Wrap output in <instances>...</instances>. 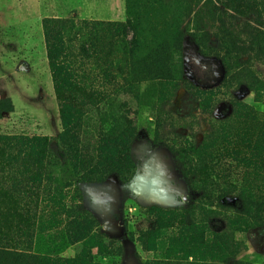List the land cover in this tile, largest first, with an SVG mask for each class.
Masks as SVG:
<instances>
[{
  "label": "rangeland",
  "instance_id": "1",
  "mask_svg": "<svg viewBox=\"0 0 264 264\" xmlns=\"http://www.w3.org/2000/svg\"><path fill=\"white\" fill-rule=\"evenodd\" d=\"M54 20L67 22L65 33ZM129 21L141 52L119 71L138 85L136 98L119 73L121 104L72 106L80 90L61 72L55 81L49 43L80 86L98 87L79 53L85 26ZM180 40L181 68L156 79ZM63 118L74 129L61 143ZM74 136L87 155L78 162L104 183L75 190ZM28 137L50 150L0 140V242L25 256L4 264H264V0H0V139ZM162 171L166 181L155 183ZM109 179L105 212L121 208L100 221L86 202ZM158 194L172 205L153 204ZM78 206L96 220L80 242L68 236Z\"/></svg>",
  "mask_w": 264,
  "mask_h": 264
},
{
  "label": "trees",
  "instance_id": "2",
  "mask_svg": "<svg viewBox=\"0 0 264 264\" xmlns=\"http://www.w3.org/2000/svg\"><path fill=\"white\" fill-rule=\"evenodd\" d=\"M58 25L62 26H60L59 28ZM65 25H67V22H65L64 20H54L51 22V27L57 28L59 34H62V32L65 33L62 30ZM72 27L73 26H71V28ZM85 29L87 31L85 33L86 45L88 46L85 45L84 47H81L82 51H79V53L83 52L89 60L93 61L92 64L95 67L90 69L91 75L93 78H95L94 72L97 71L98 75H100L101 79L103 80L102 83H100L98 87H94L95 81L91 82L89 85L80 86L78 81L81 79H78L79 77L75 73L77 72V69H74L75 67L72 65V63H67L65 58L59 57V55L61 54L60 49L56 51L58 53L57 57L54 47L52 46L53 44L49 43V54L53 62L52 68L55 81L57 83H60V74H57L58 72H61V74L65 75L66 79L71 85L81 91L77 92L78 96L72 95L66 100L76 108L83 106L101 108L102 106L105 107L111 104H121L122 101L120 99L118 100V95H120L119 90L121 88H124V86H121V88L119 87V73L121 74V76L123 75V72L119 71V64L123 63L124 65H128L129 63H137L138 53L141 52L140 45L142 44L138 42L135 24H133L132 21H129L125 24L117 22H92L86 24ZM45 30L48 36V32L50 33V26H47ZM126 35H130L132 38L130 44H124L126 42ZM159 50L163 51V48L160 47ZM181 54L182 40L178 41L176 44V51L174 52L175 60L174 64L171 66L172 69L165 68L164 65H162L161 67L158 65L157 71L155 73V78L160 80H172V76H174V74L179 71L178 68H181L182 66ZM145 56L146 58H149V54H146ZM150 64L151 63L147 64L146 66L149 68L148 70L151 73L153 71L150 69ZM126 74L127 76H122L121 79H124L125 84L130 88L131 98L133 96L134 98H136V94L133 93V91L138 85L135 83L132 84V81L128 78L130 77V75L128 73ZM63 127L64 130L62 136H60L61 143L62 140L64 141V139H68L73 136L74 125L72 121L63 118ZM0 140L5 142L17 143L21 146H27L28 150L31 151L44 150V156L46 152L50 150V148L48 147L50 144L47 142V140L39 139L37 137L17 139L2 138ZM124 140L126 141V139ZM72 141L74 143L71 145H66V148L67 155H69L76 161V165H72L73 168L70 172V174L77 172V179L74 187L75 190H78L81 185L87 183H104L108 179V177L101 176L100 173L96 171V166L93 168L85 169L83 168L84 161L80 160L78 162V159L80 157H87V155L83 154L84 151L82 150V148L80 149L81 141H79L78 137L74 136ZM79 168L82 173H79ZM117 177L125 185H127V183L130 181V179L123 180V177L119 174L117 175ZM72 187V184H66L64 188L65 190H70ZM36 189V186H30L25 195L34 194ZM64 200L65 197L63 198V202ZM63 206L64 209L71 210L67 202H64ZM74 208L76 209V213L78 216L76 218L77 220L75 221V224L79 229L73 234H68V236L71 235V240L74 239L77 242L86 241L90 237L91 226L93 227L95 225L96 220L91 214H89L87 210L83 208V206L82 208L81 206ZM4 242V240L0 242V264H4V262H7L9 258H14L15 262L22 263L24 261L23 259H25L23 252L18 251V249L11 247L8 243L5 244Z\"/></svg>",
  "mask_w": 264,
  "mask_h": 264
},
{
  "label": "crops",
  "instance_id": "3",
  "mask_svg": "<svg viewBox=\"0 0 264 264\" xmlns=\"http://www.w3.org/2000/svg\"><path fill=\"white\" fill-rule=\"evenodd\" d=\"M165 167V163L161 162L160 165H159V168L158 170L161 171V168L162 167ZM164 170V168H163ZM167 170V169H165ZM160 174H162L161 177H158L156 180H155V183H160L161 184L163 182L166 181L165 179V175H166V172L164 173V171L159 172ZM155 175H159L158 173ZM162 179V180H161ZM114 179L112 181V179H109L107 181V183L105 185H103V187L101 186V188H103V191L99 190L97 188H99L100 186H95L93 187L92 189H95V190H92L94 192V195L91 197L92 199H90L89 202H86V206L89 210H91L92 212H94L95 216L97 217L98 220L102 221L103 218H106V217H111V215L115 214L118 210H119V207L114 209L112 212L110 213H106L105 210L107 209L108 207V203L107 201L103 198V194L105 195V189L107 186H112L114 185ZM171 185V184H170ZM172 188V187H171ZM97 190V191H96ZM101 191V192H100ZM170 195V194H169ZM168 194L164 195V194H158L156 196V199H154L153 197V204L155 205H159V206H163V207H168V206H171L172 204H170L172 201L167 197ZM92 205H94V207H92Z\"/></svg>",
  "mask_w": 264,
  "mask_h": 264
},
{
  "label": "flooded vegetation",
  "instance_id": "4",
  "mask_svg": "<svg viewBox=\"0 0 264 264\" xmlns=\"http://www.w3.org/2000/svg\"><path fill=\"white\" fill-rule=\"evenodd\" d=\"M219 66V65H218ZM217 66L216 65H214L213 67H212V70H214L215 68H216ZM220 67V66H219ZM222 69V68H221ZM212 74L213 73H210V76H212ZM216 74H218L217 72H216ZM213 81H215V80H213ZM148 201H149V199H148ZM152 200H150V202H151ZM121 208V205L119 206V209Z\"/></svg>",
  "mask_w": 264,
  "mask_h": 264
}]
</instances>
